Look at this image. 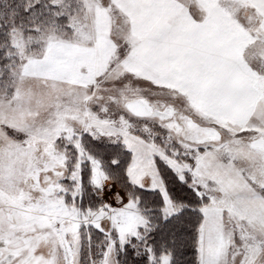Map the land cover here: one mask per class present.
Here are the masks:
<instances>
[{
    "label": "snow or ice",
    "instance_id": "6c2138e0",
    "mask_svg": "<svg viewBox=\"0 0 264 264\" xmlns=\"http://www.w3.org/2000/svg\"><path fill=\"white\" fill-rule=\"evenodd\" d=\"M0 264H264V0H0Z\"/></svg>",
    "mask_w": 264,
    "mask_h": 264
}]
</instances>
